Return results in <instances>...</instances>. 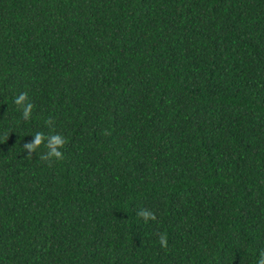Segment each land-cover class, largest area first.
<instances>
[{
	"label": "trees",
	"instance_id": "1",
	"mask_svg": "<svg viewBox=\"0 0 264 264\" xmlns=\"http://www.w3.org/2000/svg\"><path fill=\"white\" fill-rule=\"evenodd\" d=\"M260 259L264 0H0V264Z\"/></svg>",
	"mask_w": 264,
	"mask_h": 264
},
{
	"label": "clouds",
	"instance_id": "2",
	"mask_svg": "<svg viewBox=\"0 0 264 264\" xmlns=\"http://www.w3.org/2000/svg\"><path fill=\"white\" fill-rule=\"evenodd\" d=\"M20 99H21V100L23 99V95L20 96ZM38 141H39V137H37V142H38ZM57 142L63 144V143H64V140H63L62 137H59V138H57ZM57 155H58L59 157H61V154L57 153ZM144 215L147 216L148 214L145 213ZM258 264H264V259H260L259 262H258Z\"/></svg>",
	"mask_w": 264,
	"mask_h": 264
}]
</instances>
